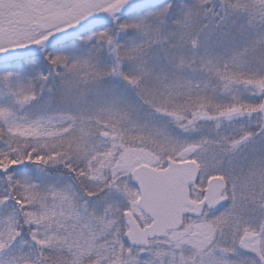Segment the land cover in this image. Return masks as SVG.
Segmentation results:
<instances>
[{"label":"snow or ice","instance_id":"snow-or-ice-1","mask_svg":"<svg viewBox=\"0 0 264 264\" xmlns=\"http://www.w3.org/2000/svg\"><path fill=\"white\" fill-rule=\"evenodd\" d=\"M0 264H264V0H0Z\"/></svg>","mask_w":264,"mask_h":264}]
</instances>
